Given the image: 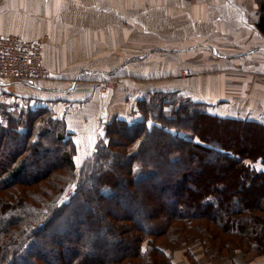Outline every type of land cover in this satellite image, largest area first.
Listing matches in <instances>:
<instances>
[{
	"label": "trees",
	"instance_id": "obj_1",
	"mask_svg": "<svg viewBox=\"0 0 264 264\" xmlns=\"http://www.w3.org/2000/svg\"><path fill=\"white\" fill-rule=\"evenodd\" d=\"M260 9L257 26L264 32V2L261 3ZM159 95L161 104L168 103L163 98L167 95L175 96V92L163 91ZM171 100L174 101L175 98ZM202 103L180 98L175 100L172 108L175 115L183 114L184 121L190 120L191 112H186L188 109L197 112L193 114L200 125H202L200 118H206V124L202 125L204 127L202 129L201 126L197 127L194 124L197 121L189 126L179 125L180 129L195 133L199 137L198 141L172 130L173 127L167 128L175 125L173 123L177 122L175 121L177 116L163 117L164 123L169 124L167 126L153 124L149 127L146 120L129 122L126 119H118L107 124L108 146H97L96 160L85 169V174L81 176V180L68 198L60 201L57 197L71 186V176L75 170V162L70 152L66 149L65 152L61 150L57 152V157L66 160L71 171H67L66 176L55 173V178H59L56 179L59 192L55 199L50 198L54 189L43 182L44 178L48 179L50 173L52 177L55 166L44 168L39 165L41 163L39 160L32 162L29 160L32 155L43 156L56 151L57 147L52 145L55 141L66 143L68 139L63 135V130L55 131L46 124L52 120L61 121L62 118L51 111V115H46L49 109L45 107L37 109L29 107L26 113H19L14 117V111L9 104L0 103V154L9 150V141L15 144L12 153L8 152V155L0 158V264H34V261L39 264H65L69 261H73V264H142L138 260H133L138 256L146 259L143 264L148 260L151 264H173L161 246H171L174 240H190L201 232L203 227L201 224H207L204 228L212 235L214 247L221 251L226 249L225 244L231 242L229 231L219 229L214 224L221 219L216 209L221 207L222 203H226L228 199L237 200L235 203H239L235 208L224 211L231 224L234 221H242L245 224L249 222V218L252 222L260 219L264 213V207L253 206L247 217L238 218V214L242 215V211L244 212L243 206L252 205L253 201L259 204L263 199L261 196H264V169L258 170L251 167L250 163L244 162L245 158L251 160L261 158V161H264V152L260 151L264 148V123L252 119L224 117L195 106ZM161 104H157V107L164 109ZM141 105L143 110H146V102H141ZM189 105H194V108H189ZM42 115L48 118H42ZM55 116L58 117L55 119ZM227 123H235L236 130L240 124L259 127L261 138L253 140L250 134L247 140L241 141L240 136H234L232 145L227 148L220 140H212L206 136L205 132H208L209 127H216L215 131L219 124ZM115 125H118L117 130L114 128ZM119 131L124 133L119 134ZM254 131H251L252 135ZM116 134L122 137L121 142L116 141ZM155 135H159L161 141L167 138L174 142L172 145L176 152L174 156L168 155L167 158H163L171 146H159L156 166L150 167L154 165V161L151 160L155 156H151L152 153L149 154L146 148L149 143L157 142ZM241 145L246 149L245 154L239 150ZM148 156L152 159L147 160ZM119 157L125 159L120 161ZM33 165L40 168H34ZM123 168L126 170L122 171ZM136 169L140 171L136 173ZM123 182H127L124 193L119 190ZM42 183L44 185L39 189L38 185ZM33 184L37 187L31 190L29 186ZM106 187L113 193L107 194L104 191ZM238 194L241 195V201L234 198ZM89 201L93 203L87 205ZM125 201L127 203H124ZM96 202L106 209L110 203H114L115 207L122 211L119 217L117 215L109 219L111 226L122 225L124 221L134 223L122 231L125 233L122 239L113 238L114 234L112 228L109 230L108 222L93 217L91 208L98 206ZM67 211L71 213L70 221L62 222L61 229H58V226L51 228L55 218ZM70 226L73 227L70 230L74 233L72 235L66 229ZM82 228L91 231L90 235L98 231H106L111 235L105 240L93 235L83 245L79 234ZM240 229L236 227L235 233L245 236ZM145 232L152 238L144 247L142 243ZM43 236L47 237V240L43 239ZM128 236L131 241H128ZM171 237L174 239L169 242L167 238ZM121 240L126 245L116 247ZM240 240H234L233 245H239ZM45 241L47 244L60 246L62 244L71 253L68 255L61 250L62 255L55 247L44 248ZM106 246L112 250L110 252H113V255L115 252L118 253L114 257L104 258L101 257V252L95 253L93 248L101 250L100 248ZM79 247L85 248L77 251Z\"/></svg>",
	"mask_w": 264,
	"mask_h": 264
},
{
	"label": "crops",
	"instance_id": "obj_2",
	"mask_svg": "<svg viewBox=\"0 0 264 264\" xmlns=\"http://www.w3.org/2000/svg\"><path fill=\"white\" fill-rule=\"evenodd\" d=\"M84 1L78 3L77 0H0V34H18L27 39L48 35L44 54L46 53V65L51 70V76L47 79L37 82L3 83L0 84V91L13 92L12 89H15V94L21 98L30 99L31 102L39 99L38 101L41 100L64 114L67 110L72 112L76 102H85V96L90 98V102L95 98L87 89L90 84L79 83L78 76L85 70L97 75V72L113 73L118 69V72L122 73L129 70L137 72L138 69L141 76L158 79L164 74L179 76L187 66H191L194 70L219 71L210 86L217 92V97L204 98L208 103L218 104V115L264 121V86H261L264 84V32L257 26L261 14V4L257 0H151L155 13L162 15L160 31H151L145 22L140 21L142 19L139 15L140 20L133 21L138 24L137 29L143 36L161 33L162 39L169 40L164 43L169 45L163 46L170 52L169 57L163 58L166 62L153 65L148 61L153 59L155 53L145 50L141 44H135V50L127 47L118 52L115 49L109 55L111 59L107 53V56L103 57L104 61L99 63H87L76 58L82 54L81 36L78 46L74 45L73 50L70 46H62V41L71 37V29L80 26L82 30H90L75 33L84 34V38L91 39L99 35L101 39L106 40V47L114 46L115 40H120L124 34V30L119 31V23L130 22L132 18L126 15V12L135 5H140L143 0ZM70 12L81 17H68ZM100 22H106L108 26L105 34L101 33L103 30L95 31L89 27V24L96 25ZM114 24L118 26L115 28ZM199 25L201 27H198ZM53 38L58 39L57 51L49 42ZM131 51H134L132 55ZM195 54H201L200 59L194 60ZM172 56L175 57L171 58ZM186 60L190 64L184 63ZM142 62L143 64H140ZM227 72L244 74L238 79L237 75ZM198 82L197 79L196 83ZM193 84L194 81L191 86ZM200 86H205L203 78ZM160 89L181 92L191 90L174 80L170 84L156 83L143 90L142 95L147 90ZM189 94L193 96L195 92L191 91ZM63 102H66L67 106L62 105ZM97 107L101 116L108 115L111 110L107 99L104 98L100 99ZM128 107L129 102L125 98L119 112L125 108L126 116H130ZM95 110L92 109L91 112ZM79 123L83 124L82 121Z\"/></svg>",
	"mask_w": 264,
	"mask_h": 264
},
{
	"label": "rangeland",
	"instance_id": "obj_3",
	"mask_svg": "<svg viewBox=\"0 0 264 264\" xmlns=\"http://www.w3.org/2000/svg\"><path fill=\"white\" fill-rule=\"evenodd\" d=\"M257 1L259 4L264 2V0H257ZM77 2L82 3L85 1L77 0ZM73 14H74L73 12H70V16L68 17H73V16L81 17L79 15H73ZM127 14L130 18H132V20L125 24L119 23L120 24L119 31L124 30V34H123V37L120 38V40L118 39L119 41L115 40L114 46L106 47L105 46L106 40L101 39L99 35L96 38L91 39L87 37L84 38L83 37L84 34L82 35L79 33H75V32H81L85 30L87 31V29L90 30L89 28H85V30H82L81 26L80 28L79 27L74 28V30L71 29V32H72L71 37L63 40L62 46H65V47L70 46L71 50H73L74 45L76 47L78 46L77 44H78L79 36H81L80 40H81L82 54L81 56L77 55L76 58L81 59L83 62L86 61L87 63H99L100 61H104L103 57L107 56V53H108V58L111 59L109 55L115 49L118 52L127 47L128 49L135 50L133 46L135 44H141L142 47H145V50H150L151 52L155 53V56L153 57V59H150L148 61L150 65L156 64L158 62H166L163 60V58L164 56L169 57L170 52L168 49H166L163 46L169 45V44H164V43H168L169 40L162 39V37H160L161 33L159 34L155 33V34L143 36L140 33V31H138L137 29L138 24H136L133 21V20H137L139 18L138 17L139 15L141 17L140 19H142L143 21L140 19L138 20H140L141 22H145V24L149 27L151 31H160V28L162 26L160 19L162 18V15L155 13V7L152 4L151 0H143L140 5H135V7H133L132 9H129L126 12V15ZM87 17L90 18V16H87ZM98 17H101V16H98ZM85 22H87V20ZM141 25L142 24L140 23V26ZM117 26L118 25L114 24L115 28ZM89 27L95 31L103 30L101 31V33L103 34H105L104 31L108 29L106 22H100L96 25L89 24ZM198 27H201V25H199ZM47 36L48 35L46 34L41 35V37L39 36V38L43 39L44 46L48 42ZM49 42L54 47V50L57 51L58 39L53 38V39H50ZM140 49H143V48H140ZM132 52L134 51H131V55H132ZM158 55H162V56L159 57ZM200 55L201 54H195L194 60L200 59L199 57ZM174 57L175 56H172L171 58H174ZM99 58H102V59H99ZM88 60H92V61H88ZM46 61L47 59H46V53H45L44 54L45 64H46ZM146 62L144 63L146 64ZM184 63L190 64L188 60H186ZM101 64H104V63H101ZM140 64H143V62ZM194 65L196 64L194 63ZM136 70L137 72L129 70V71H125L122 73V72H118L119 71L118 69V70L113 71V73L97 72V75H95L93 72H90L89 70H85L84 72H82V75L78 76L79 83L81 85L90 84V86H87V89H89L92 92L95 98L94 99L92 98L91 99L92 102H90V98L88 96H85L83 99L85 100V102L83 101H80V103L79 101L76 102L75 108L73 109V111L70 112L67 110L66 112H64V114L60 113V110H55L53 107L46 105V103H42L41 100L38 101L39 99H34V102H31L30 99L21 98V96H18L17 94H15L16 92L15 89H12L13 92H10L8 90L0 91V103L2 102L8 103L11 110L14 111V117H17L19 113L20 114L26 113L29 107L33 109L45 107L49 109L46 115L47 114L51 115V112L52 113L56 112V114L62 118L61 121L52 120L50 123H46V124L50 126L51 128H53V130L55 131L56 129L63 130L62 131L63 135L68 139L66 143L63 141L62 142L55 141L54 143H52V145L57 147L56 151H52V153L50 154H44L43 156H40L39 154L38 156L32 155L31 159L29 160L30 162L39 160L41 162V163L39 162L40 163L39 165L43 166L44 168L46 166H51V168L52 166H55L52 177L50 173L48 179L47 178L43 179L44 180L43 182H45V184L48 183L46 185L54 189V191L50 195V198L53 197L55 199L56 196L58 195L57 193L59 192L57 191L58 186L56 184L59 178L58 179L55 178V173L63 174L66 176L67 175L66 172L71 171V169L68 167L67 163L65 162L66 160H64L63 158L59 159L57 157L58 155L57 152L59 150H61V152H65V149L68 150V152H70L71 158H73L75 162V170H74L73 175L71 176L72 181L70 180L71 186L68 188V190L64 194L57 197V200L60 201V200H64L68 198L71 191L77 186L78 181L81 180V176L85 174L84 173L86 171L85 169L90 165L91 162L96 160L97 155L95 153V149L97 148V146L99 147L108 146L109 137L107 136V129H108L107 124L113 121H116L118 119H126L129 122H137L139 120H146L149 127H151V125L153 124H158L160 126H167L169 124L166 125V123H164L163 117L177 116L173 113L172 108L174 106L175 100L180 99V98L184 100H187V99L193 100L195 102H203L202 104H198L195 106L200 110L204 109L214 114H217L218 104L208 103L207 100L204 98H211L213 96L217 97V92H215L213 90L214 88L210 86L214 83V80H216L217 74L219 73V71H212V70L208 71V70H199V69L194 70V67L187 66L182 72H180L179 76H176L174 74H164L158 79H154L151 77L145 78L141 76V73L138 71V69ZM227 73H230L232 75L233 74L237 75L238 79L240 78V75L243 76L244 74V72H227ZM201 78L204 79V85L206 87L200 86ZM147 79H151V80H147ZM197 79L199 81L198 84L196 83ZM174 80H178L181 83V85L186 86V89H191V90H187L185 92H181L180 90H173V91H168V90L166 91V90H161V89L160 90H147L142 95L143 90L147 88H151V86H153L156 83L158 84L169 83L170 84V82ZM193 81H194V84L193 86H191V82ZM261 86H264V84H262ZM254 89L256 90L257 88H254ZM163 91L166 93L175 92V96H172V95H167V97L165 96L163 99L167 100L168 103L163 102L161 104V100H159L158 98H160L159 94ZM191 91L195 92L193 96L189 94ZM262 97L264 98V95ZM101 98L107 99L110 105V108H111V110L108 111V115L106 116L105 115L101 116L99 109L97 107ZM125 98L126 100H128L129 106H130L128 107L129 108L128 113L130 115L128 117L126 116L127 114L125 113V108H122L121 109L122 112L121 110L119 112V108L121 104L124 102ZM171 98L172 99L175 98V100L173 101L171 100ZM141 102H144V103L146 102V106H145L146 110H143V105H141ZM63 103L64 104L62 105L67 106L66 102H63ZM157 104L159 105L161 104V107L164 106V109H159L157 107ZM93 106H95L96 108H93ZM189 108H194V105H189ZM92 109H96V110L94 112L93 111L91 112ZM193 110L194 109L192 110L188 109L186 111V112H191L189 115V119H190L189 122L184 121L183 120L184 118L182 116L183 114L179 113L177 116V119L175 118V121L177 122L173 123L175 125L167 126V128L173 127L172 130H177L179 131L181 135L183 134L186 137H189L193 140L198 141L199 137L195 133H193L190 130H186V129L183 130L179 128V125L183 126L187 124V126H189L190 124H193L195 121L198 120V119H195V115L193 114L197 112ZM44 115H42V118H48L47 116H44ZM58 116H55L54 118L56 119V117ZM81 119H84L85 122ZM200 119H202V122L200 123L205 126L206 121H207L205 120L206 118H200ZM81 121L83 122L84 125L82 123H79ZM261 122L264 123V121H261ZM194 124H196L197 127L201 126V129L204 128L202 127V125L198 123V121ZM234 125L235 123L219 124L217 127V130L215 131L214 129L216 127L210 128L207 125V127H209V129L207 130L208 132L206 133L205 132L206 130L205 131L203 130V132H205L208 138H212V140H217V141L220 140L221 142L224 143V145L227 148H230V146L232 145V142H233L232 138L234 136H238V137L240 136L239 140L241 141L247 140L250 134L253 140H257V139L259 140L261 138L260 137L261 134L259 131L260 129H258L259 127L240 124L238 125V129H237L239 130V132H236L237 131L236 125L235 126ZM117 126L116 125L115 127L113 126L115 130H117ZM252 130H255L253 135L251 132ZM120 133H124V132L119 131V134ZM115 138H116V141L118 142L122 141L121 140L122 137L119 136L118 134H116ZM154 138L157 142L149 143L148 148H146L149 154L152 153L150 154L151 156H155L153 159L150 158L151 156L147 157L148 158L147 160H149L150 158L152 159L151 161H154V165H150V167L156 166L155 164L157 163V153H158L157 151L159 149V146H162V145L171 146L170 151L168 152V154H164L163 158H167L168 155L174 156L176 152L175 150L176 148L173 147L172 145L175 143L172 142L171 140L165 138V140L161 141L159 138V135H155ZM8 144H9V150L4 154H0V158H3V155L4 156L8 155V152L10 154L12 150L13 151L15 150V144L13 141H9ZM239 150L242 154H245L246 152L245 151L246 149L242 145L240 146ZM260 151L264 152V148L263 150H260ZM200 156H201V153H200ZM208 157L212 158V156H208ZM158 158L161 160L163 159L162 157H158ZM124 159H125L124 157H119L120 161H123ZM261 160H262L261 158L260 159L256 158L254 160H251L250 158H245L244 162H247V164L250 163L251 167L253 166L256 169L261 170V169H264V161L262 162ZM35 166L33 165L34 168H37V169L40 168V166H37V167ZM161 166H162V161H161ZM125 170L126 168L122 169V171H125ZM138 171H140V169H136V173ZM123 176L124 178L126 177L124 173H123ZM133 177L135 178V176H132V178ZM160 177L163 178L164 176H160ZM127 178H129V176H127ZM222 181L225 182L224 179ZM258 181L261 182V180H258ZM263 182H264V179H263ZM43 185L44 183H42L41 185H38L39 189ZM126 185H127V182L126 183L123 182V185H121V189L119 190L123 191L124 188H127ZM36 187L37 185H34V184L32 186H29L31 190L35 189ZM104 191L107 194L113 193V191L108 187L104 188ZM234 198H237L238 200L241 201V195L239 194L236 195V197L234 196ZM261 199L262 200L259 202V204H255L254 203L255 201H253L252 205L246 204L245 206H243L244 212L242 211V215L238 214V218L247 217L250 214L249 210L254 208L253 206H257L258 208L264 207V196H261ZM94 200L96 199L94 198ZM93 201L87 202V205L89 204L91 205ZM121 201H124V200H121ZM236 201L235 200L231 201V199H228L226 203H222L221 207L219 206V208L216 209L217 212H219L221 219L219 221L217 220L214 224L218 226L219 229L224 228L225 231H229L228 236L231 242H227L225 244L227 247L226 249L221 251L218 247H214L212 235L209 232H207V230L205 229L207 224H201L203 225V227H201L202 228L201 232L197 234L195 237L191 238L190 240L181 239L179 241L178 240L173 241L174 239L173 237L167 238L169 242L173 241L171 243L172 245L171 246L163 245L161 247L164 249L166 255L169 257V260L172 261L173 264H264V226H263L264 225V213L262 214L260 219L253 220L252 222L249 218L248 223L243 224L242 221L240 222L234 221L231 224L230 219L227 217V215H225L224 211L226 209L235 208L237 205H239L238 202L237 204L235 203ZM124 203H127V201H125ZM96 204L98 205L96 208H94L93 205H92L93 207L91 208L93 210V217L98 218L99 220L102 219L105 222H108L109 219H112L113 216L118 215L119 217L120 212H122L118 207H115L114 203H110L109 204L110 206H108L107 209L105 207H101L100 204L97 202ZM69 216H71V213L67 211L63 215H60V217H56L55 220L53 221L54 223L52 224L51 228H55L56 226H58L59 227L58 229H61L60 227H63L62 222H64L65 220L70 221ZM131 224H134V223L132 222L129 223V221H124L122 225L113 227L111 226L112 224L110 225V222L107 223L109 230L112 228L111 231H113L114 239L115 238L122 239L125 234V233H122V231L124 229L129 228ZM236 227L239 229L241 228L240 231L245 236L237 235L235 233ZM66 229H68L70 235L74 234L73 232H70V230L73 229L72 226L67 227ZM90 232L91 231L87 230V228L85 229L82 228L81 230H79V234L81 235V243H83V245L86 244L88 242L87 240L93 235L95 237H99L104 240L109 238L110 237L109 235H111V233H108L106 231H98L96 234H92V235H90ZM150 236L151 235L149 233L145 232V239L142 243L144 247H145V244L146 245L148 244V241H151L152 237ZM73 237L75 238V236ZM43 239L47 240V237L43 236ZM236 239L240 240L239 245H235V244L233 245L234 240ZM129 240L131 241L130 236H128V241ZM65 242L68 243V240H66ZM65 242L64 244H66ZM120 242L121 243L119 245L117 244L115 246L123 247V245H126V244H123L124 241L121 240ZM43 245H45L44 248L45 247L50 248L51 246L52 248L55 247V249H59L60 251L63 250V253H67L68 255L71 253L69 250L65 249L64 245L62 244L61 246L54 245V244H47V241H45ZM83 248L85 247H79L77 251H81ZM93 248L95 249V253L97 251L101 252L102 254L101 257L103 256L104 258L105 256L114 257V255L118 253V252H115V254L113 255L112 254L113 252H110L112 250H110L108 246L100 248L101 250H97V248L95 247ZM133 260H138L139 262L143 264V262L146 259H144L141 256H138V257L133 258ZM34 264H39V263L37 261H34ZM65 264H73V261H69L68 263H65ZM146 264H151V261L148 260Z\"/></svg>",
	"mask_w": 264,
	"mask_h": 264
},
{
	"label": "built area",
	"instance_id": "obj_4",
	"mask_svg": "<svg viewBox=\"0 0 264 264\" xmlns=\"http://www.w3.org/2000/svg\"><path fill=\"white\" fill-rule=\"evenodd\" d=\"M51 76L44 62L42 38L0 34V84L37 82Z\"/></svg>",
	"mask_w": 264,
	"mask_h": 264
}]
</instances>
